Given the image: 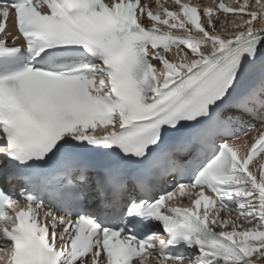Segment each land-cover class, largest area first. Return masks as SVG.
<instances>
[{"label": "snow or ice", "instance_id": "obj_1", "mask_svg": "<svg viewBox=\"0 0 264 264\" xmlns=\"http://www.w3.org/2000/svg\"><path fill=\"white\" fill-rule=\"evenodd\" d=\"M167 5L0 0V264H264V0Z\"/></svg>", "mask_w": 264, "mask_h": 264}, {"label": "bare ground", "instance_id": "obj_2", "mask_svg": "<svg viewBox=\"0 0 264 264\" xmlns=\"http://www.w3.org/2000/svg\"><path fill=\"white\" fill-rule=\"evenodd\" d=\"M252 139V135L248 136L247 138L241 140L238 144L243 143L244 140H251ZM242 153H244L246 151V149H242L241 150ZM264 165V154H261V156H258L256 158H254L252 164H250L251 169L254 171H257V173L259 172L260 166Z\"/></svg>", "mask_w": 264, "mask_h": 264}]
</instances>
